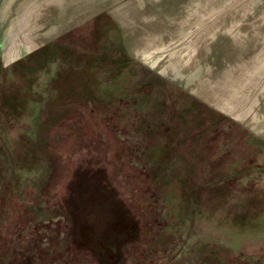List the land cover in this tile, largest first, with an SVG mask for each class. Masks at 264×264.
<instances>
[{"label": "rangeland", "instance_id": "obj_1", "mask_svg": "<svg viewBox=\"0 0 264 264\" xmlns=\"http://www.w3.org/2000/svg\"><path fill=\"white\" fill-rule=\"evenodd\" d=\"M44 2L0 58V264H30L72 93L166 126L106 264H264V0H98L91 32L46 44Z\"/></svg>", "mask_w": 264, "mask_h": 264}, {"label": "water", "instance_id": "obj_2", "mask_svg": "<svg viewBox=\"0 0 264 264\" xmlns=\"http://www.w3.org/2000/svg\"><path fill=\"white\" fill-rule=\"evenodd\" d=\"M165 129L72 93L40 175L30 264H106Z\"/></svg>", "mask_w": 264, "mask_h": 264}, {"label": "crops", "instance_id": "obj_3", "mask_svg": "<svg viewBox=\"0 0 264 264\" xmlns=\"http://www.w3.org/2000/svg\"><path fill=\"white\" fill-rule=\"evenodd\" d=\"M76 1L77 0H56L50 6V0H45L43 6H45L47 10L52 7L53 10L56 8L58 12L53 14V18H50V20L49 18L48 20H42V27L39 31L43 32V34L39 35L38 39L42 40L43 44L54 39L66 38L72 34L74 37H81L80 35L83 31L88 32V30L90 31L95 28L92 23L95 22L93 19L97 17L99 12V9H96L98 0H85L84 6L81 9L85 10L83 14H79L78 12L74 17L67 20L66 17L69 13L74 14L73 11L75 10L76 12L77 5L83 2L76 3ZM33 3L34 0H0V58H4L5 64L14 63L19 58L18 54L21 52H19L20 49L18 46V14L20 10L30 5L32 6ZM85 3H88L87 5L89 6H85ZM91 20H93L92 23L89 22ZM50 22L53 24L51 27ZM24 29L27 30L26 27ZM81 30L83 31L80 34L77 33ZM12 33L15 34L12 35ZM20 44L27 51H30L35 47L34 45H36L35 42L29 43L25 40H22ZM123 45H125V42Z\"/></svg>", "mask_w": 264, "mask_h": 264}]
</instances>
